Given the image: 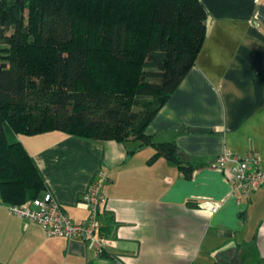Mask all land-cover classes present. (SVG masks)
<instances>
[{"label": "crops", "instance_id": "1", "mask_svg": "<svg viewBox=\"0 0 264 264\" xmlns=\"http://www.w3.org/2000/svg\"><path fill=\"white\" fill-rule=\"evenodd\" d=\"M201 1L207 35L196 64L146 130L180 131L181 157L197 165L191 177L164 158L150 165L153 146L129 154L133 141L18 136L74 223L88 218L90 183L108 173L99 216L111 243L102 255L89 240L48 236L0 200V264H264V185L238 202L217 167L230 149L255 151L264 168V0Z\"/></svg>", "mask_w": 264, "mask_h": 264}, {"label": "trees", "instance_id": "2", "mask_svg": "<svg viewBox=\"0 0 264 264\" xmlns=\"http://www.w3.org/2000/svg\"><path fill=\"white\" fill-rule=\"evenodd\" d=\"M207 19L201 0H0L1 202L46 189L17 137L52 131L133 141L129 154L153 146L150 165L164 158L190 178L197 165L146 130L196 64Z\"/></svg>", "mask_w": 264, "mask_h": 264}, {"label": "built area", "instance_id": "3", "mask_svg": "<svg viewBox=\"0 0 264 264\" xmlns=\"http://www.w3.org/2000/svg\"><path fill=\"white\" fill-rule=\"evenodd\" d=\"M217 167L227 169L233 181V192L238 202L249 198L264 185V168L255 151L243 155L225 149L217 158ZM110 182L108 173L100 170L90 183L85 201L89 209L88 218L74 223L54 194L46 190L40 196L23 205L7 204L9 212L21 218L37 222L51 237L85 239L93 244L98 253L106 250L111 241L103 234L100 220L101 206L106 201V187ZM216 209L213 203H208Z\"/></svg>", "mask_w": 264, "mask_h": 264}, {"label": "water", "instance_id": "4", "mask_svg": "<svg viewBox=\"0 0 264 264\" xmlns=\"http://www.w3.org/2000/svg\"><path fill=\"white\" fill-rule=\"evenodd\" d=\"M179 133L180 131L173 129L161 131L153 137V143L157 145L170 144L174 141V137ZM219 264H232V263L227 260H222L219 262Z\"/></svg>", "mask_w": 264, "mask_h": 264}, {"label": "rangeland", "instance_id": "5", "mask_svg": "<svg viewBox=\"0 0 264 264\" xmlns=\"http://www.w3.org/2000/svg\"><path fill=\"white\" fill-rule=\"evenodd\" d=\"M12 32V30H10L9 31V33H11ZM9 138L11 139V140H16V137L12 134V133H10L9 132ZM18 138V137H17Z\"/></svg>", "mask_w": 264, "mask_h": 264}]
</instances>
